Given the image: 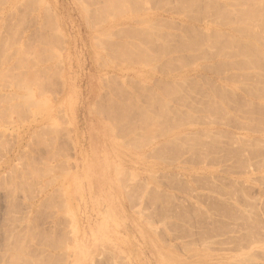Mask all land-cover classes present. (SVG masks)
<instances>
[{
  "label": "rangeland",
  "instance_id": "obj_1",
  "mask_svg": "<svg viewBox=\"0 0 264 264\" xmlns=\"http://www.w3.org/2000/svg\"><path fill=\"white\" fill-rule=\"evenodd\" d=\"M0 264H264V0H0Z\"/></svg>",
  "mask_w": 264,
  "mask_h": 264
},
{
  "label": "bare ground",
  "instance_id": "obj_2",
  "mask_svg": "<svg viewBox=\"0 0 264 264\" xmlns=\"http://www.w3.org/2000/svg\"><path fill=\"white\" fill-rule=\"evenodd\" d=\"M117 23H118V21H117ZM126 23V22H125Z\"/></svg>",
  "mask_w": 264,
  "mask_h": 264
}]
</instances>
